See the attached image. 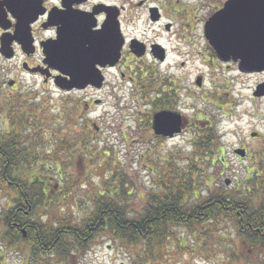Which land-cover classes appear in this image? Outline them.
I'll return each mask as SVG.
<instances>
[{"label":"rangeland","instance_id":"obj_1","mask_svg":"<svg viewBox=\"0 0 264 264\" xmlns=\"http://www.w3.org/2000/svg\"><path fill=\"white\" fill-rule=\"evenodd\" d=\"M20 61L18 56L9 60L0 55V96L3 98L2 93L25 98L19 110L25 115H28L26 110H30L28 127L33 132L36 127L42 128V142L51 139L59 153L64 148L58 145L59 140L68 144H65L63 174H58L54 180L70 188L65 194L55 196L59 201L55 208H61L60 212L69 222L90 211L94 200L100 197L98 193L106 197L113 194L117 202H122L124 208L133 213L131 215H138L143 202L157 190L163 177L173 185L183 180L195 184L193 193L199 199H204L209 189H235L251 171L253 180L241 189H258L264 184V96H253L256 85L264 82V70L244 73L230 63L210 61L205 65L197 59L187 60L190 63L179 81V107L191 120L194 118L197 127L213 124L220 130V142L225 146L219 154L223 161L212 163L206 162L203 156L197 157L191 123L186 124L183 134L173 139L159 140L149 134L146 128L152 103L144 102V95L137 89L131 90L133 86L127 77L120 78L118 89L114 87L100 93V97L105 98L104 105L93 103L84 113V119L89 120L85 121L87 124L82 120L80 127H75L83 132L68 134L67 129L72 127L67 122L71 115L67 113L69 106L84 94L78 92L69 96L54 90L39 77L24 73ZM169 61L176 59L170 57ZM196 75L202 76L200 87L194 83ZM11 80L16 81L18 91L5 86ZM23 86L28 90H20ZM28 91L34 94L31 99L24 96ZM251 132H255V136H250ZM85 133L91 135L84 141L87 150L76 159L73 155L84 145L80 142L76 147L77 137L85 138ZM241 145L246 149L244 157L233 152L234 147ZM203 170L208 176L201 179ZM9 193L0 184V215L10 205ZM258 193L264 199V185ZM185 241L184 248L181 244ZM24 245L21 242L19 247ZM139 247L121 245L99 234L83 252L75 255V264H264V249L241 242L226 217L202 222L193 230L177 226L174 235L163 242L162 250L148 256L140 257ZM19 257L20 252L5 251L0 244V264H22ZM53 259L42 263H53Z\"/></svg>","mask_w":264,"mask_h":264},{"label":"flooded vegetation","instance_id":"obj_2","mask_svg":"<svg viewBox=\"0 0 264 264\" xmlns=\"http://www.w3.org/2000/svg\"><path fill=\"white\" fill-rule=\"evenodd\" d=\"M242 5L243 0H0V20L6 26L0 34L10 41L9 60L20 57L24 73L62 94H84L69 106L68 134L83 132L75 127L89 121L84 113L93 103L104 105L100 93L118 89L120 78L127 77L131 90L152 103L146 130L158 139H173L185 132L186 124L191 123L193 136L198 128L178 102L182 71L191 59L205 65L230 63L238 69L232 57L220 59L209 37L225 32L230 39H246L248 29L242 33L238 23L247 16L238 11ZM77 71L84 74L83 87L62 90L54 83L56 76L70 80L67 74ZM198 79L202 83V76H195L196 86ZM15 84L11 80L5 86L18 91ZM24 96L31 99L34 94ZM164 111L180 115L179 132L172 136L157 135L153 128L155 115Z\"/></svg>","mask_w":264,"mask_h":264},{"label":"trees","instance_id":"obj_3","mask_svg":"<svg viewBox=\"0 0 264 264\" xmlns=\"http://www.w3.org/2000/svg\"><path fill=\"white\" fill-rule=\"evenodd\" d=\"M24 99L21 95L0 96V184L10 192V205L0 215V244L5 251L20 252L22 264H47L42 262H49L51 257L53 263L48 264H75V255L99 234L121 245L140 246V257H144L162 250L163 242L174 235L177 226L193 230L198 224L219 217L230 219L241 242L264 249V199L258 193L264 184L258 189L242 190L246 182L253 180V171L235 189H209L204 199L193 193L195 184L183 180L173 185L163 177L138 215H131L113 194L106 197L98 193L100 197L94 200L90 211L69 222L61 208H55L59 202L55 196L70 188L54 180L63 172L67 143L59 140L58 145L64 147L59 153L51 139L42 142L40 126L33 129L35 132L29 129L30 110H26L28 115L19 110ZM212 125L195 130L194 149L197 157L203 156L206 162H221L219 154L225 146L220 142L218 128ZM88 138V133L85 138L77 137L76 147L80 142L84 145L74 158H81L86 152L84 141ZM214 154L217 155L212 158ZM204 171L201 179L208 176ZM21 242L25 244L23 248L19 247ZM185 243L181 245L184 247Z\"/></svg>","mask_w":264,"mask_h":264},{"label":"water","instance_id":"obj_4","mask_svg":"<svg viewBox=\"0 0 264 264\" xmlns=\"http://www.w3.org/2000/svg\"><path fill=\"white\" fill-rule=\"evenodd\" d=\"M238 11H243L247 15L238 22L239 26H242V33L244 28L248 29L247 38L230 39L225 32H221L217 34V37H209L210 43L214 46L221 60L226 61L230 59L229 57H232L233 61L238 60L240 71H262L264 70V0H243V5ZM18 26L21 29L24 28L22 25H17L16 29ZM0 28L6 29L1 20ZM0 55L5 58H11L13 55L10 41H7L3 35L0 36ZM67 75L70 76V80H67L65 75L56 76L54 79L56 86L69 90L73 87L81 88L86 83L85 77L82 76L84 74L79 71ZM93 76L96 77L95 74ZM197 84H200V79L197 80ZM253 95L257 97L264 95V82L256 86ZM179 123L180 115L164 111L155 115L153 128L157 135L172 136L173 133L179 132ZM255 134L251 133V136H255ZM234 153L240 157H244L246 154L244 149L238 148L234 150ZM225 184H228V180L225 181Z\"/></svg>","mask_w":264,"mask_h":264}]
</instances>
